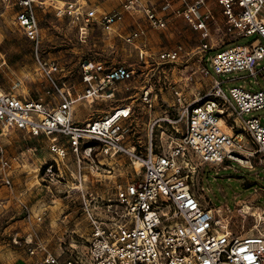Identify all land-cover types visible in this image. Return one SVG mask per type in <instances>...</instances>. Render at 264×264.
<instances>
[{
    "label": "built area",
    "instance_id": "1",
    "mask_svg": "<svg viewBox=\"0 0 264 264\" xmlns=\"http://www.w3.org/2000/svg\"><path fill=\"white\" fill-rule=\"evenodd\" d=\"M15 20L32 46L33 57L40 75L47 85L46 94L59 98L57 104L43 99L32 100L0 89V127L44 136L50 141L54 156L44 169V177L51 183L55 172L69 151L78 166L90 163L92 171H99L96 158L123 157L134 167L138 178L116 184L114 199L83 197L82 211L90 225L86 253L88 264H264V233L235 235L230 219L220 211L204 204L194 192L190 181L196 172L193 159L201 165L231 169L235 163L254 170L264 167V126L260 117L245 119L251 113L264 111V89L258 92L243 86L229 88L231 99L223 85L264 79V0H162L159 6H143L140 0H121L120 11L106 13L87 5L86 0H64L56 7L55 15L68 17L80 36H88L97 25L111 33L125 15L142 14L152 29L167 30L168 17L182 18L193 30L201 33V62L218 75L248 73L246 76L214 82L194 99H188L182 89L174 92V101L164 118L150 125V143L138 150L130 140L125 121L128 115L112 121L109 116L78 124L74 120V105L113 96L112 87L130 81L133 72L125 65L106 68L101 63L87 61L82 65L84 91L73 97L71 89L61 81V67L42 54V32L37 8L46 0H13ZM214 1L221 9L219 23L206 6ZM203 9H206L205 11ZM229 42L212 53V32ZM146 35L136 27L123 36L127 44H134ZM256 37L247 45L226 46L242 39ZM182 46L158 54L162 63H176ZM201 70L211 77L209 69ZM144 96V102L153 107ZM92 100V101H91ZM116 112V110L114 111ZM112 115V114H111ZM117 113L113 116L116 117ZM163 123L169 146L153 144L155 128ZM161 127V126H159ZM226 128V129H225ZM245 162V164H243ZM8 166L7 161L3 167ZM81 169V168H80ZM10 185V181H5ZM88 195V194H87ZM42 221V218H38ZM32 243V240L28 245ZM28 249L30 256L41 255L34 264H80L59 260L39 241Z\"/></svg>",
    "mask_w": 264,
    "mask_h": 264
},
{
    "label": "rangeland",
    "instance_id": "2",
    "mask_svg": "<svg viewBox=\"0 0 264 264\" xmlns=\"http://www.w3.org/2000/svg\"><path fill=\"white\" fill-rule=\"evenodd\" d=\"M62 1L46 0L45 6L37 8V15L42 54L60 65L61 81L71 89L73 97L84 91L82 65L87 61L101 63L106 68L125 65L134 73L130 81L111 88V98L76 103L74 120L81 125L90 119L109 116L119 108H130L125 125L138 150L149 145L150 125L170 111L176 89H182L188 99H194L213 84V78L227 81L248 75L241 72L218 76L208 63L201 62L200 48L204 43L201 33L190 28L181 17H168V29L161 31L152 29L142 14L127 15L111 33L94 25L84 37L70 18L55 15L56 7L63 6ZM86 2L106 13L121 9L119 0ZM13 3V0H0V89L55 105L59 98L46 94L47 85L33 57L32 46L15 20ZM259 13L264 16V8ZM136 27L145 29L143 41L127 44L123 36ZM220 36L212 32L213 54L218 52V46L229 42V37L221 41ZM255 38L242 39L225 48L247 45ZM179 45L183 50L178 62L168 64L158 60L160 52ZM207 66L211 77H205L201 71ZM236 86L258 92L264 89V79L260 78L259 85L254 78L223 85L231 101L229 88ZM146 93L152 108L144 102ZM253 117H260L264 126V111L244 116ZM165 128L163 123L155 128L154 145L169 146L167 132L162 134ZM49 147L50 141L44 136L0 127V264H34L41 255L30 256L28 249L39 241L59 262L79 258L80 264H88L86 253L91 231L82 211L83 197L114 199L116 184L138 178L135 171H140V167H134L123 157H97L96 162L102 165L97 172L90 169L88 162L79 167L69 151L55 171L58 178L51 183L43 176L46 165L54 157ZM4 161L8 163L6 168ZM193 162L196 172L190 181L203 203L218 209L221 216L227 215L235 235L264 233V167L249 170L233 163L231 169H224L201 165L195 158Z\"/></svg>",
    "mask_w": 264,
    "mask_h": 264
},
{
    "label": "crops",
    "instance_id": "3",
    "mask_svg": "<svg viewBox=\"0 0 264 264\" xmlns=\"http://www.w3.org/2000/svg\"><path fill=\"white\" fill-rule=\"evenodd\" d=\"M90 1V0H89ZM141 4L145 7V6H149V5H154V6H159L162 3V0H140ZM121 3V0H119V4ZM120 6V5H119ZM206 8L208 10H210L211 12H213V14L215 15L216 19L222 23L223 22V14H222V9L214 2V1H209L208 5L206 6ZM204 11L206 9H203ZM127 17V15H125L124 19ZM222 17V18H221ZM129 33V32H128ZM127 33V34H128ZM177 46H175L173 49H175ZM172 50V49H170ZM93 120V119H90ZM88 120V121H90ZM87 123V122H85ZM65 222H62L61 224H63Z\"/></svg>",
    "mask_w": 264,
    "mask_h": 264
},
{
    "label": "bare ground",
    "instance_id": "4",
    "mask_svg": "<svg viewBox=\"0 0 264 264\" xmlns=\"http://www.w3.org/2000/svg\"><path fill=\"white\" fill-rule=\"evenodd\" d=\"M116 113H117L116 117H113ZM128 113H129V109L128 108H119L118 110H116V112H114L112 115L109 116V119H112V121H114V120L117 119V117L120 118L122 115H128ZM243 164H245V162Z\"/></svg>",
    "mask_w": 264,
    "mask_h": 264
}]
</instances>
